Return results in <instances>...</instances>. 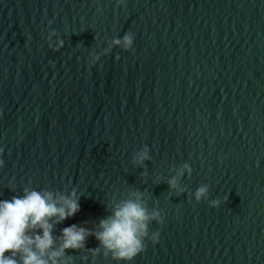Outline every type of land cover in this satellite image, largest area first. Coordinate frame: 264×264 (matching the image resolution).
I'll return each mask as SVG.
<instances>
[{
	"label": "water",
	"instance_id": "95a60500",
	"mask_svg": "<svg viewBox=\"0 0 264 264\" xmlns=\"http://www.w3.org/2000/svg\"><path fill=\"white\" fill-rule=\"evenodd\" d=\"M0 159V200L76 192L57 245L138 192L164 223L130 264H264V0H0ZM98 245L68 264H124Z\"/></svg>",
	"mask_w": 264,
	"mask_h": 264
},
{
	"label": "clouds",
	"instance_id": "9594fccd",
	"mask_svg": "<svg viewBox=\"0 0 264 264\" xmlns=\"http://www.w3.org/2000/svg\"><path fill=\"white\" fill-rule=\"evenodd\" d=\"M117 3L123 4L124 0H117ZM133 39L132 33L128 32L122 38L114 39L112 44L128 51ZM109 52L110 49H106L104 54ZM100 58V55L92 56L89 66L95 65ZM145 159H150L147 146L137 153L138 162L143 163ZM4 163L0 159V167ZM185 171L189 175L192 171L187 163L178 171L177 177L183 176ZM177 177L168 181L171 189H178ZM208 194L209 186L202 184L195 191L194 199L200 202L207 199ZM131 195L134 199L121 200L112 206L111 214L99 221L98 231L76 224L63 228L58 245L52 235L54 224L62 223L80 209L79 197L74 190L63 195L25 187L22 195L0 200V264H68L71 258L65 257V251L84 249L88 236H95L99 241L98 247L89 251L95 254L103 248L105 256L111 255L117 262L130 264L145 251L146 240L153 244L159 242L158 231L149 235L150 223H164L160 210L149 209L140 193ZM220 203L218 199L210 201L212 207H218Z\"/></svg>",
	"mask_w": 264,
	"mask_h": 264
}]
</instances>
